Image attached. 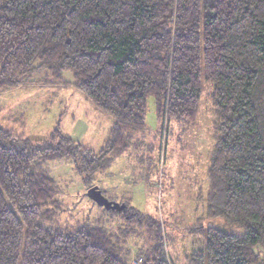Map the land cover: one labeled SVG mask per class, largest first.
Instances as JSON below:
<instances>
[{
    "label": "trees",
    "instance_id": "trees-1",
    "mask_svg": "<svg viewBox=\"0 0 264 264\" xmlns=\"http://www.w3.org/2000/svg\"><path fill=\"white\" fill-rule=\"evenodd\" d=\"M66 74L115 122L97 152L59 127L35 143L0 124V264H126L105 227L56 226L47 165L72 163L92 188L145 135L150 98L159 131L166 115L195 125L206 85L207 217L240 232L200 228L207 248L187 264H264V0H0V92ZM158 229L143 264H174Z\"/></svg>",
    "mask_w": 264,
    "mask_h": 264
},
{
    "label": "rangeland",
    "instance_id": "rangeland-1",
    "mask_svg": "<svg viewBox=\"0 0 264 264\" xmlns=\"http://www.w3.org/2000/svg\"><path fill=\"white\" fill-rule=\"evenodd\" d=\"M43 76L34 75L28 86L0 92V124L35 143L46 141L59 127L85 147L99 151L111 129L97 121L103 112L71 87L70 75L59 86L42 83ZM212 92L213 87L206 85L195 125L170 122L166 115V133L163 128L159 131L155 100L149 99L145 135L99 174L92 186L103 196H114L107 201L109 207L89 196L91 188H85L72 163H48L49 175L57 185L51 206L57 212L56 226L105 227L121 241V258L126 264H143L150 257L158 228L174 264H187L195 252L207 248L200 228L239 233L225 220L207 217L208 170L216 143ZM76 124L82 134H74ZM126 203L135 211L124 217L121 209Z\"/></svg>",
    "mask_w": 264,
    "mask_h": 264
},
{
    "label": "crops",
    "instance_id": "crops-1",
    "mask_svg": "<svg viewBox=\"0 0 264 264\" xmlns=\"http://www.w3.org/2000/svg\"><path fill=\"white\" fill-rule=\"evenodd\" d=\"M66 75H68L69 76V74H66ZM66 75H65V77H66ZM70 78H72L71 76H69ZM72 82H73V78L71 79V81H70V85H72L71 87L73 88V89H77L73 84H72ZM78 90V89H77ZM86 96V95H85ZM86 98H87V96H86ZM90 100V99H89ZM91 101V100H90ZM94 104V103H93ZM95 105V104H94ZM95 107L97 108V110H99V112L101 111V112H103L102 110H100L96 105H95ZM104 113V112H103ZM103 113H101L100 115H99V117H97V121L98 122H101L102 124H103V126L105 127V129L107 130V128L106 127H109V125L111 126V129H112V127H113V124H114V119L111 117V116H109V115H107L106 113H104V114H106V115H102ZM78 124H76V126H77ZM79 126V125H78ZM75 127L76 129H74V134L75 135H78V132H80L81 133V131H80V128L79 127ZM111 129H110V131H111ZM110 131H109V133H105L106 135L108 134V136H107V139H105L104 141V144H103V146L105 145V143H106V141L108 140V138H109V134H110ZM82 134V133H81ZM71 137V136H70ZM78 137V136H77ZM139 137H141V138H143V136H139ZM74 141H76V142H78L76 139L77 138H74V137H71ZM140 138V139H141ZM102 146V147H103ZM101 147V148H102ZM91 149V148H90ZM92 150V149H91ZM116 160V159H115ZM115 162V161H114ZM113 162V163H114ZM112 163V164H113ZM112 166V165H111ZM110 169V168H109ZM98 181V180H97ZM106 193H107V190H106ZM112 196V197H111ZM104 197L109 201L110 199H113L114 198V196L112 195V194H106V195H104ZM109 197H111L110 199H109ZM115 199V198H114ZM131 200V198H126V199H124V201H127V202H131L130 201Z\"/></svg>",
    "mask_w": 264,
    "mask_h": 264
},
{
    "label": "water",
    "instance_id": "water-1",
    "mask_svg": "<svg viewBox=\"0 0 264 264\" xmlns=\"http://www.w3.org/2000/svg\"><path fill=\"white\" fill-rule=\"evenodd\" d=\"M90 192H89V196L91 197V198H93V200H94V198L96 199V201H98L100 204H103V203H105L106 205H107V207H109L108 206V204H107V199L101 194V192H97V189H96V187H93V188H91L90 190H89ZM125 207V206H124ZM124 207H122V209L121 210H123L124 209Z\"/></svg>",
    "mask_w": 264,
    "mask_h": 264
},
{
    "label": "built area",
    "instance_id": "built-area-1",
    "mask_svg": "<svg viewBox=\"0 0 264 264\" xmlns=\"http://www.w3.org/2000/svg\"><path fill=\"white\" fill-rule=\"evenodd\" d=\"M164 132H165V133L167 132V128L164 130Z\"/></svg>",
    "mask_w": 264,
    "mask_h": 264
}]
</instances>
